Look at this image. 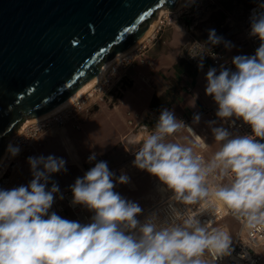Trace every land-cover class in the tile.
I'll use <instances>...</instances> for the list:
<instances>
[{
    "label": "clouds",
    "instance_id": "obj_1",
    "mask_svg": "<svg viewBox=\"0 0 264 264\" xmlns=\"http://www.w3.org/2000/svg\"><path fill=\"white\" fill-rule=\"evenodd\" d=\"M250 35L261 41L255 54L233 57L235 70L223 65L219 70L210 68L205 93L217 105L216 116L223 123L234 126L240 120L252 134L213 126L219 148L206 160L194 152L195 148L207 150L205 139L163 109L153 131L135 151L133 165L172 193L167 220L160 221L155 213L138 219L143 212L139 204L115 191L117 183L127 184L129 177H116L104 161L70 186L71 204L87 208L92 213L89 222L66 219L50 211L60 191L51 175L66 171V162L53 155L29 157V183L0 188V264H216L231 254L229 232L210 228L214 220L202 224L197 218L201 211L189 208L180 213L173 207V202L201 205L210 196L223 202L246 227L264 225V3L251 20ZM221 42L211 30L206 44L193 45L190 54L201 57V70L205 54L216 58L207 45ZM225 47L230 49V43L225 42ZM199 121L195 115L193 123ZM182 129L195 141L185 144L169 139ZM18 151L9 147L12 156ZM94 159L95 154L89 162Z\"/></svg>",
    "mask_w": 264,
    "mask_h": 264
},
{
    "label": "crops",
    "instance_id": "obj_2",
    "mask_svg": "<svg viewBox=\"0 0 264 264\" xmlns=\"http://www.w3.org/2000/svg\"><path fill=\"white\" fill-rule=\"evenodd\" d=\"M213 3L214 8L220 6L219 3ZM244 4H240L241 14H195L199 10L194 5L191 8L194 10L192 14H187L190 7L187 6L181 11L185 14H170L164 17L166 21L164 20L162 26L157 27L149 40L140 46V51H136L130 58L118 61L117 66L113 68L115 71L118 69L120 75L123 74L124 79L130 81L117 102L113 106L99 107L94 111L92 106L87 107L89 104H85L73 120L69 118L62 126L45 134L39 142L40 145H32L27 156L16 161L1 188L10 189L28 184L32 179L28 158L49 155L62 158L67 169L52 174L51 181L56 182L58 186H71L76 178L82 177L89 170L84 166L85 155L92 150L101 158L98 162H106L116 177L121 174L129 177L127 184L117 183L115 191L138 203L143 210L147 208L159 197L158 187L162 184L147 171L133 165L135 157L132 158L133 152L126 146V142L143 141L153 131V127L149 130L148 126L155 125L160 112L168 109L178 120L182 117L191 119L194 131L209 145L207 150L195 148L194 152L203 154L206 160L211 159L219 148L211 128L226 125L216 116L217 105L212 97L205 93V76L210 68L219 70L221 65L228 68V63H231L235 56H249V46L239 42L241 31L237 24L231 29L219 30L227 17L233 15L236 23L244 17L248 2L244 0ZM211 30L222 38L226 56L219 66L206 63L201 70L185 56L184 45L191 34L197 33L206 38ZM225 42L230 43V49L225 47ZM169 90L171 95L166 96ZM163 95L166 98L155 100L151 106L153 96ZM195 115L200 116L199 123H193ZM69 120H72V124L67 123ZM151 121L154 122L147 124ZM210 121L216 123L210 125ZM77 123L80 124L79 127L75 126ZM138 126H142L140 130L143 131L132 134ZM169 139L189 144L195 141V136L187 129H182ZM48 187H51V183ZM82 207L91 217L92 213ZM60 216L73 220L70 212Z\"/></svg>",
    "mask_w": 264,
    "mask_h": 264
},
{
    "label": "water",
    "instance_id": "obj_3",
    "mask_svg": "<svg viewBox=\"0 0 264 264\" xmlns=\"http://www.w3.org/2000/svg\"><path fill=\"white\" fill-rule=\"evenodd\" d=\"M181 1L0 0V156L24 119L69 98L135 43L159 8Z\"/></svg>",
    "mask_w": 264,
    "mask_h": 264
},
{
    "label": "built area",
    "instance_id": "obj_4",
    "mask_svg": "<svg viewBox=\"0 0 264 264\" xmlns=\"http://www.w3.org/2000/svg\"><path fill=\"white\" fill-rule=\"evenodd\" d=\"M198 0H191V5H195ZM248 2V6L245 8L244 17L236 23L235 18L232 16L227 17L224 23H222L219 27L220 31H224L226 29H231L234 25H238L241 31V40L244 44L248 45L250 48L249 56L255 54L256 49L260 46L261 41L255 37L250 35L251 31V20L255 16H252V8L256 6L260 2H264V0H245ZM257 15V14H256ZM164 16L162 17V21L159 23L158 27L162 26L164 23ZM166 21V20H165ZM208 41V37H203L200 34L193 33L190 35L189 40L184 45V53L188 60L194 64L196 67L201 63V57L195 56L193 57L190 54V51L193 49V45L195 43L206 44ZM211 52L215 54L216 58L214 59L212 55L205 54L203 56V66L206 63L211 64L212 66H219L220 63L224 60L226 53L224 49V42L222 40L221 43L217 45H207ZM142 47H139L137 52L140 51ZM130 58V57H127ZM126 59V58H124ZM228 68L234 69V65L228 63ZM118 79L124 80V75L121 74ZM108 81V80H104ZM121 83V82H120ZM104 86V82L102 85L94 90L99 91ZM119 89V87H118ZM107 91V90H106ZM89 97L81 100L82 102L78 103L77 105L73 106L69 111L65 114L61 113L55 115L52 118H49L38 125H30L20 134H17L13 137L12 140V147L18 148V153L28 149L35 139L42 133V131L49 127L50 124L56 125H63L69 118H73L77 116V114L84 108L85 100ZM87 107L89 105H86ZM180 120L184 121L185 124L190 126L193 129L191 124V119L187 117H182ZM79 123L75 126L79 127ZM226 128H229V131L244 135L249 134L251 135V128L242 121L237 120L235 125L225 124ZM264 142V141H261ZM10 154V152H9ZM95 154V152H88L87 158L89 161V157ZM200 154V153H199ZM11 155V154H10ZM12 159V155H11ZM9 160V162L11 161ZM93 161V160H92ZM91 161V162H92ZM8 162V163H9ZM15 162H13V165ZM226 182V181H225ZM212 180L211 177L209 178V187L210 190L212 188ZM59 193L55 199L53 207L50 211H55L58 215L63 214L65 212H70L72 215V219L79 221L81 223H88L90 220L89 214L84 210L81 205L73 206L71 204L73 194L70 189V186H59ZM60 195L63 196V199H60ZM172 196V193L168 190H164L163 195L159 196L152 204H150L147 208H145L142 214L138 217L141 221H143L147 216L155 213L160 221L167 220L171 215V209L169 208V198ZM173 207L176 211L180 213H184L187 209L191 208L193 211H201L198 215V219L202 224L214 220L209 227H216L220 229L230 230L228 223L224 220L226 216L230 215L229 210L223 204V202L217 200L215 197H209L207 203H202L201 205H184L180 202H173ZM207 209V210H205ZM205 210V211H204ZM214 210V211H213ZM233 217V216H232ZM237 221V228L234 231L232 237V244H231V254L219 259L216 264H261L264 262V225H258L255 228H248L245 226L241 220L236 219ZM243 254L244 258L241 259V255ZM207 258V257H205Z\"/></svg>",
    "mask_w": 264,
    "mask_h": 264
},
{
    "label": "rangeland",
    "instance_id": "obj_5",
    "mask_svg": "<svg viewBox=\"0 0 264 264\" xmlns=\"http://www.w3.org/2000/svg\"><path fill=\"white\" fill-rule=\"evenodd\" d=\"M213 2H215V5L217 3H219L220 6L218 8H214ZM241 3L244 4V0H213V1L207 0V2L204 0L200 2V0H199L195 4V6L198 7L199 11H197L195 14H241V11H240L241 10V6H240ZM192 7H194V5H191L189 7V9H188L189 11H187V14H192L194 12V10L191 9ZM176 14H185V13H181V11H180V13L178 12ZM163 16H164V14L162 15V17ZM155 17H158V12L155 15ZM239 42L243 43L241 40V35H240ZM133 55H131V56H133ZM116 66H117V64L115 65V67ZM111 71H112V69H111ZM119 76H120L119 70L117 69L115 71V69H113V71L109 73V77H107V79H106L108 81H103L104 86L102 87V89H99V91L98 90L95 91L92 94V97H89L87 100H85V104H89V106H92L93 111L95 109H98L99 107L113 106V104L115 102H117V100L121 97L123 90L126 89V87L129 86V84H130V81H128V80L118 79ZM118 87H119V89H118ZM87 97H85V98H87ZM91 113H92V111H91ZM88 116H89V114H88ZM71 119L73 120V118H71ZM72 120H69L67 123H71L70 121H72ZM152 122H154V121L147 122V124H152ZM60 126H62V125L50 124L49 127H47L48 129L45 128L42 131V133L35 139L33 144L37 145L41 141L42 137L46 136L45 134H47L49 131L53 130L54 128H58ZM152 127H154L153 124L151 126H148V129L150 130V128H152ZM140 128H143V127L138 126L133 130V132L136 134L139 132H142L143 130H140ZM45 130H46V132H44ZM14 133L15 132L11 133L8 136V138L6 139V144H8V142H10ZM141 144H142V141L139 143L134 142V141L129 142V143L126 142V146L129 147L133 152L132 158L135 157V151L138 150V148L141 146ZM32 145L28 149L22 151L21 153H18L15 156H12V159L10 157L11 161L6 165L3 176L2 175L0 176V188L4 185V183L6 182V180L8 179V177L11 174V172L13 170V166H12L13 162H15V164H16L17 160L24 159L27 156ZM38 145H40V143ZM9 146H11V145H9ZM90 152H94V151L90 150ZM98 160H101V158L99 157L98 154L95 153V159L92 162H89L88 158H87V154H86L84 166L86 167V169H90V168L95 166V164L98 162ZM158 189H159V187H158ZM162 195H163L162 191L158 190V196H162ZM224 220L228 223V225L230 227V234L233 235L234 231L237 228V221L230 215L226 216ZM261 264H264V262H262Z\"/></svg>",
    "mask_w": 264,
    "mask_h": 264
},
{
    "label": "bare ground",
    "instance_id": "obj_6",
    "mask_svg": "<svg viewBox=\"0 0 264 264\" xmlns=\"http://www.w3.org/2000/svg\"><path fill=\"white\" fill-rule=\"evenodd\" d=\"M191 0H182L177 8L171 10L165 7H161L158 10V17H155L151 23L150 27L146 30V32L135 42L133 43L129 48H127L125 51L118 53L110 60H107L102 63L100 70L96 76L88 80L86 83H84L77 91H75L69 98L59 103L57 106L53 107L52 109L48 110L47 112L40 114L35 117H29L24 119L21 122V125L19 129L14 131L10 142L6 144L5 149L3 150L1 156H0V176H3V173L5 171L6 165L8 164L11 155L9 152V145H12L13 137H15L17 134H20L22 131H24L28 126L30 125H38L44 122L45 120L54 117L58 114H65L67 111H69L73 106L77 105L78 103L82 102L81 100L85 99L87 96H92L94 93V90L98 87H100L104 80L109 77V73L111 72V69L115 68V65L117 64L118 60L121 61L124 58L132 57L137 49L142 46L149 38L155 33L156 28L158 27L159 23L162 21V15L164 14V17H167L170 14H176L180 11H182L184 8H186L190 4ZM195 129V128H194ZM193 129V131H194ZM13 133V132H12ZM194 133L197 134L195 131ZM200 136V135H199ZM11 143V144H10ZM159 190L163 191L165 190L164 186L159 185ZM226 230V229H225ZM228 231V230H227Z\"/></svg>",
    "mask_w": 264,
    "mask_h": 264
},
{
    "label": "trees",
    "instance_id": "obj_7",
    "mask_svg": "<svg viewBox=\"0 0 264 264\" xmlns=\"http://www.w3.org/2000/svg\"><path fill=\"white\" fill-rule=\"evenodd\" d=\"M171 95V92H170V90L166 93V96H170ZM166 96L165 95H163V96H160V97H156V96H153V98H152V100H151V106H153L154 105V103H155V100H157V99H164V98H166Z\"/></svg>",
    "mask_w": 264,
    "mask_h": 264
}]
</instances>
